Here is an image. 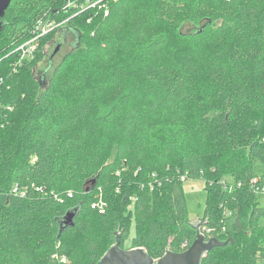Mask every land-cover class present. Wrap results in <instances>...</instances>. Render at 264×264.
<instances>
[{"label": "trees", "instance_id": "trees-1", "mask_svg": "<svg viewBox=\"0 0 264 264\" xmlns=\"http://www.w3.org/2000/svg\"><path fill=\"white\" fill-rule=\"evenodd\" d=\"M66 1L13 0L0 19V264H99L129 240L132 206V249L185 252L187 179L205 183L200 233L227 242L200 264H259L264 0H105L107 14ZM47 16L68 23L19 63Z\"/></svg>", "mask_w": 264, "mask_h": 264}, {"label": "water", "instance_id": "water-1", "mask_svg": "<svg viewBox=\"0 0 264 264\" xmlns=\"http://www.w3.org/2000/svg\"><path fill=\"white\" fill-rule=\"evenodd\" d=\"M12 1L13 0H0V19L4 18ZM3 28L4 22H0V34ZM59 49L60 46L57 47L55 53H57ZM76 216L77 213L75 211L68 212L63 219L62 227L68 228L74 226ZM195 227L198 230L197 240L185 252H167L163 257L155 260L151 258L143 248L133 250L122 249L118 236L116 244L105 254L99 264H200L203 256L214 246L225 245L227 242L222 243L217 239H211L207 242L205 241V236L200 234L201 226Z\"/></svg>", "mask_w": 264, "mask_h": 264}, {"label": "built area", "instance_id": "built-area-1", "mask_svg": "<svg viewBox=\"0 0 264 264\" xmlns=\"http://www.w3.org/2000/svg\"><path fill=\"white\" fill-rule=\"evenodd\" d=\"M79 4L75 0H67L66 4L63 7V11H69V9L75 8L77 10ZM105 8V13H108L107 4L105 0H84V3L80 5V11L83 12L88 9H97V8ZM79 11V10H78ZM68 23L67 20L65 21H57L55 18L50 17H42L34 24L33 28L30 31V38L21 44L17 49L16 52L19 55V63L25 62L26 60L32 59L35 56V53L39 47L40 41L48 36L50 33L61 30L66 27ZM3 80L0 81V85H2ZM229 181V180H228ZM251 184L256 192V194L264 195V185H259L258 178H253L251 180ZM240 185V184H239ZM20 190L18 187L14 188V192H19ZM98 206L102 212L105 210V202L102 198H100ZM259 264H264V258L259 261Z\"/></svg>", "mask_w": 264, "mask_h": 264}, {"label": "rangeland", "instance_id": "rangeland-1", "mask_svg": "<svg viewBox=\"0 0 264 264\" xmlns=\"http://www.w3.org/2000/svg\"><path fill=\"white\" fill-rule=\"evenodd\" d=\"M60 41L65 44V48L60 49V56L56 59V62L59 61L62 54L70 51L73 47L74 41L72 40V36L67 35L64 36L62 39L57 38L53 43L49 44L47 47V54L48 56L51 54L52 50L55 46H57ZM47 65L45 63L41 64L38 68L39 74L40 71H44ZM230 181V179H228ZM184 193L187 200V206H188V212H189V218L191 220V223L195 226H201L202 220L204 219V211L206 208V189H205V183L202 180L199 179H187L184 181ZM258 201L260 203V206L264 207V195L258 196ZM131 231H130V237L129 240H126L122 244V248L124 250H133L137 249L136 247L132 249V237L135 234V210L132 207H130L128 211ZM261 224L264 225V218L261 220ZM203 235L202 233H200ZM204 236V235H203ZM206 241V239H205ZM145 249V248H143ZM146 251V250H145ZM62 259L65 261L66 259L62 257Z\"/></svg>", "mask_w": 264, "mask_h": 264}, {"label": "flooded vegetation", "instance_id": "flooded-vegetation-1", "mask_svg": "<svg viewBox=\"0 0 264 264\" xmlns=\"http://www.w3.org/2000/svg\"><path fill=\"white\" fill-rule=\"evenodd\" d=\"M60 49H59V51L57 53L53 52V54H51V59L53 61H55L60 56V52H61Z\"/></svg>", "mask_w": 264, "mask_h": 264}]
</instances>
